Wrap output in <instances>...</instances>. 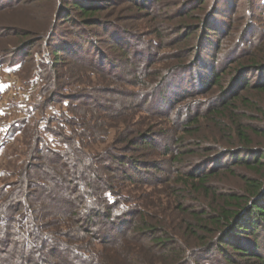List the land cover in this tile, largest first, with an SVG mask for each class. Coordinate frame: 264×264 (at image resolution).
Masks as SVG:
<instances>
[{"label": "trees", "instance_id": "obj_1", "mask_svg": "<svg viewBox=\"0 0 264 264\" xmlns=\"http://www.w3.org/2000/svg\"><path fill=\"white\" fill-rule=\"evenodd\" d=\"M239 1L178 0L173 8L174 12L171 13L178 17L179 21L169 26L162 25L163 29L159 31L166 29L174 31L184 39L193 36V44L180 50L183 57L179 56V59L183 58L184 61L181 60L163 70L156 82L147 80L142 82L134 78L131 83L142 86L138 95L139 99L145 98L146 102L151 97L160 98L164 102L165 98H162V95H165L166 87L178 86L177 79L187 74L191 78L189 80L191 88L187 86L179 91L176 88L177 92L172 93L175 97L173 103L216 88L218 94L213 103L206 106L204 118L224 135L231 148L211 149L200 143L195 146L196 149L189 150L190 154L200 156L210 151L211 155L207 158L213 156V160L207 163L204 170L198 168L192 171L185 178L184 188L194 186L196 191L203 190L216 198L218 189L209 183L210 180L216 179L221 172L234 175L238 168H243L247 172L240 174L242 187L233 189L227 195L220 193V200L215 205H208L207 210L204 209L201 213L191 214L193 220L187 221L186 233L190 239L195 240V243L189 241L188 244L173 239V236L163 231L162 227L149 224L144 218L131 221L137 212L120 202L111 180L104 179L98 174L93 176L100 169L91 164V157L94 155L91 156L87 152V147L81 144L78 137L84 136L87 132L90 134L96 127L89 129L83 119L77 121L76 115L71 112L77 107L73 106L72 102L81 98L88 97L89 100L96 102L94 95L99 90L96 86L90 85L92 84L90 80L85 79L88 85L83 79H79L78 75L73 73V68L69 67L64 73L57 70L63 63L60 61L63 55L77 57L76 63L80 64L84 59L82 57L91 53L94 54V58L86 60L85 67L92 68V72L107 73L110 80L124 78L116 73L122 65L126 67L136 62L147 64L152 56L151 43L146 42V51H140L128 43L136 38L135 33L115 20L114 11L116 7L126 3V7L118 11L127 8L136 15H147L151 14L155 5H162L166 0H56L46 10L44 22L38 29L12 25L2 27L7 34H13L18 38L28 37L20 44L19 49L31 50L37 42L43 40L48 55L51 56V59L46 58V61L41 63L43 85L31 105L40 116L46 115V109L56 94H63L67 87L75 84L79 86L72 93L67 92L66 97L60 95L61 100H67L65 106L67 112H61L57 118L54 115L44 117L49 123L54 122L61 126L60 130L63 132L56 134L60 142L65 143V147L62 150L42 147L43 139L34 121L28 146L32 156L45 161V165L40 168L43 169L40 178L35 179L27 170L20 169L14 181L17 188H11L9 185L10 188L5 189L3 184L0 185V252L6 256L0 258V264L12 261L14 264H28L34 259L35 264H92L95 257H84L85 255L81 253L76 263L66 259L63 251L59 250L62 247L60 245H65L64 250H83L77 244L79 237L73 235L74 232H69L71 235L67 236L63 233L68 241L62 244L63 242L57 238L62 236V233L57 234L60 232L59 223L57 221L43 223V218L48 217L44 214L45 209L41 207L34 213L26 203L27 200L37 202L41 200L39 199L41 192L47 194L44 201L49 203L55 201L59 197L58 194H63L64 191L72 193L75 198H62L59 202L65 203L67 207H74L75 203L81 207L79 212L76 211L75 214L72 212L74 217L72 222L85 227L91 225L92 220L100 219L94 222L109 226V229H115L114 225L118 224L122 226L132 224L138 234L148 238L149 245L146 249L149 252L152 250L160 252L167 258L171 256L168 259L171 261L170 264H190V260H194L195 264L209 262L264 264V106L253 98L264 95V26L260 28L254 23L256 12H260L264 20V0H248L247 11L237 15ZM15 2L18 0H7L6 8H12ZM207 2L208 8L204 11ZM159 8L161 9L160 6ZM63 23L66 27L62 26ZM100 35L106 36L105 43L109 44V47L122 52V59L121 57L117 59L102 50L95 39ZM2 56L4 55L0 52V67L16 65L21 67L22 62L16 59L15 54H12L11 60H6ZM121 63L123 64L120 65ZM94 84L96 83L92 85ZM112 89L104 91H118ZM190 105H187L185 114L188 117L183 127L194 134L200 129L199 114L193 116L194 106ZM105 109L112 108L108 106ZM31 110H28V114ZM29 118L30 116L12 122L7 127V135L11 136L21 131L23 126H28ZM69 125L74 126V129L65 133V127ZM79 126L88 128L75 130V127ZM126 138L121 142L126 141L125 144L129 147L153 146L151 137L145 133ZM112 160L119 165L118 169L120 166H128L130 170L137 172L140 167L148 168V165H144L147 163L130 158L116 157ZM79 164L85 170L80 175L81 186L79 181L74 182V179L65 176L69 172L68 169L73 166L79 167ZM122 175L127 178L130 176L128 172ZM53 190H56V193L52 192ZM89 195L91 198H88ZM179 208L184 213L188 211L183 208V204H180ZM15 222L17 226H14ZM45 225L50 226L51 230L43 233L41 230ZM118 228L120 225L116 229ZM53 259L57 260L56 263L51 262Z\"/></svg>", "mask_w": 264, "mask_h": 264}, {"label": "rangeland", "instance_id": "obj_2", "mask_svg": "<svg viewBox=\"0 0 264 264\" xmlns=\"http://www.w3.org/2000/svg\"><path fill=\"white\" fill-rule=\"evenodd\" d=\"M55 1L18 0L12 8H6L8 5L7 0H0V52L6 60L13 59L11 56L15 54L16 59H20L22 62L21 67L20 65L0 67V70L8 72L10 83V86L6 87L4 91V104L0 109V185L3 184L5 189H9V185H11V188H17L14 181L20 169L27 170L29 175H33L35 179L40 178V172L43 170L40 168L45 165V161L37 159V156H32V151L28 146L34 121L38 133L43 139L42 147L58 150L65 147V143L60 142V138L56 134L57 132H63V130H60L61 126L56 125L54 122L49 123L44 117L54 115L57 118L61 112H67L65 109L67 100H61L60 95L66 97L67 92L71 91L72 93L79 85L75 84L67 87L62 92L63 94H56L53 97V102L46 109V115L40 116V113L33 110L31 105L43 85L41 63L45 62L46 58L51 59L50 54L48 55V49L45 47L43 40L37 42L31 50L19 49L20 44L26 41L28 37H15L13 34L4 32L2 28L4 25H12L20 28L38 29L44 22L46 10ZM177 1L166 0L165 3L159 5L161 9L155 5L151 10V14H143L142 16L134 14L131 9L127 8L118 11L126 7V3L115 8L117 11H114L115 20L135 33L136 38L128 41V43L139 48L140 51L147 50L146 42L151 43L153 47L151 48L153 57L150 56L147 64L136 62L126 67H122L124 66L123 63L120 64L122 66L119 67L116 73L124 78L117 77L110 80L106 75L107 73L92 72V68L85 67L86 60L94 58L93 53L83 56L84 59L80 64L76 63L75 59L77 57L72 58L63 55L60 60L63 63L60 64L61 66L57 70L64 73L69 67L73 68V73L77 74L79 79H83L85 84H88L85 79L86 81L90 80L92 84L96 83L90 85L92 87L96 86V89L99 90L94 95L97 104L94 100H89L88 97L81 98L79 101L72 102L74 103L73 106L77 105L74 111H68L76 115L77 121L80 118L83 119L85 125L90 127L89 129L96 127L90 133L91 136L87 132L84 136L78 137L81 144L87 147V152L91 156H95L91 157L90 162L100 170L97 173L95 172L93 176L98 174L104 179L111 180L120 202L129 205L133 208V211L137 212L131 221L135 222L140 218H144L149 224L162 227V230L170 233L173 239L188 244L189 241H195L190 239L191 237L186 233L187 221L193 220L191 214L201 213L204 209L207 210L208 205H215L220 200V193L227 195L233 189L242 187L243 181L240 174L246 171L243 168H238L235 170L234 175L221 172L216 179L210 180L209 183L218 189L216 198L203 190L196 191L194 186L184 188L185 178L192 171L198 168L201 171L204 170L208 165L207 163L213 160V156L207 158L211 155L210 151L200 156L190 154L189 150L200 143L205 147L209 146L211 149L231 148L224 135L204 118L206 106L211 105L218 94L216 88L213 87L204 93H198L173 103L175 97L172 93L173 91L177 92L176 88L178 91L187 86L191 88L189 85L191 78L187 74L177 79L176 84L178 83V86L170 88L171 85H168L166 87L165 95H162V98H165L164 102L160 98L154 97L146 102L145 98L139 99L138 94L142 86L131 84L135 79L142 82H145V80L156 82L163 70L165 71L168 67L183 60V58L179 59V56L181 58L183 55L180 51L181 48L193 44V36L190 39H184L183 36L177 35L178 33L174 31H168L167 29L159 31V29H163L162 25L169 26L179 21L178 17L172 15ZM208 4L209 2L204 5V11L208 8ZM247 4L248 0H240L237 3L236 14L241 15V13L247 11ZM163 7L168 8L164 9ZM255 15V25L262 28L264 26L263 16H260L262 14L256 12ZM59 26H61V23H59ZM62 26L66 27V24L63 23ZM95 39L102 50L117 59H120V57L122 59L121 51L109 47V44L105 43L106 36H96ZM26 53H28L27 56ZM188 59H185L186 62ZM105 71L107 72V70ZM112 88L118 91H114ZM104 89H112L114 92H107ZM120 90L126 92H120ZM253 98L264 106V95ZM170 102L172 103L169 104ZM187 105L194 106L193 116L199 114L198 125L200 129L194 134L183 127L188 117L185 114ZM108 106L112 109H105ZM29 109L32 110L28 114ZM187 111L190 114V111ZM28 116H30L28 126H23L21 131H17L11 136L7 135V127L12 122ZM80 123H82V120ZM82 127L86 126L75 127V130L81 131ZM65 128V133H67L70 129H74V126L69 125ZM144 133L151 137L153 146H136V148H133L126 145V141L121 142L126 137L131 138ZM116 157L143 161L147 163L144 165H148V168L140 167L137 172L130 170L128 166H120L118 169L119 165L112 160ZM67 171L69 172L65 174L66 178L74 179V182L79 181L81 186L82 178L80 175L82 171H85L82 165L79 164V167L73 166ZM127 172L130 175L129 178L122 175L127 174ZM89 175H91L90 172ZM214 187L213 189H215ZM52 192L56 193V190ZM39 196L41 200L38 202L27 200L26 203L34 213L40 210L41 207L45 209L44 214L48 217L43 218V223L47 221H57L59 223L60 232L57 234L62 233V236H57V238L63 242L62 244L68 241L63 233H66L65 236H67L71 235L69 232H74L72 234H76L80 239L77 244L83 250H64L65 245H60L62 247L59 250L63 251V256L66 259L76 263L79 253H81L85 255L84 257L94 256L95 259L91 262L92 264H143L145 262L147 264H170L171 261L168 259L171 256L167 258L161 255L160 252L153 250V252H149L146 249L149 245L148 238L138 234L132 224L130 226L123 225L124 227L122 224H118L120 228L116 229L118 225H114L115 229H109V226H102L101 223L94 222V220L100 221V219H94L91 225L79 226L71 220L74 219L72 212L74 214L76 211L79 212L81 207L79 208L76 203L73 204L74 207H67L65 203L59 202L62 198L74 199L75 196L72 193L64 191L63 194H58L59 197L55 201L49 203L44 201L47 197L46 193L41 192ZM88 198H91L90 195ZM180 204H183L184 209H188L186 213L181 211ZM14 226H17L16 222ZM122 228L124 231H120ZM50 230V226L45 225L41 231L46 233ZM97 235L99 236L97 237ZM4 256L5 254L0 252V258ZM56 261V259L51 260L52 263H56ZM194 262V260H190V264H195ZM12 263L14 264L13 261L7 264ZM28 264H35V259ZM248 264H252V262Z\"/></svg>", "mask_w": 264, "mask_h": 264}, {"label": "crops", "instance_id": "obj_3", "mask_svg": "<svg viewBox=\"0 0 264 264\" xmlns=\"http://www.w3.org/2000/svg\"><path fill=\"white\" fill-rule=\"evenodd\" d=\"M10 86L9 79H8V72L0 70V87L6 89V87Z\"/></svg>", "mask_w": 264, "mask_h": 264}, {"label": "built area", "instance_id": "obj_4", "mask_svg": "<svg viewBox=\"0 0 264 264\" xmlns=\"http://www.w3.org/2000/svg\"><path fill=\"white\" fill-rule=\"evenodd\" d=\"M4 97H5L4 90L3 88L0 87V109L3 107Z\"/></svg>", "mask_w": 264, "mask_h": 264}]
</instances>
